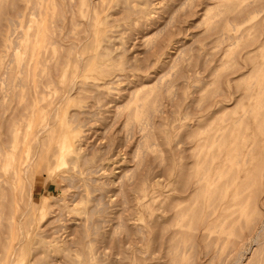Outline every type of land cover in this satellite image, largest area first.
<instances>
[{
  "label": "rangeland",
  "instance_id": "374dc122",
  "mask_svg": "<svg viewBox=\"0 0 264 264\" xmlns=\"http://www.w3.org/2000/svg\"><path fill=\"white\" fill-rule=\"evenodd\" d=\"M11 1L0 0V264H223L225 258V264H231V253L256 247V232L264 224V0H149V16L140 19V15L126 17L123 3L117 0H18L17 10L11 8ZM234 16L244 20L236 21ZM74 114L80 120L72 121ZM75 125L73 149L55 158L54 137L68 134ZM40 128L44 129L40 145L24 136V130L33 135ZM108 141L119 150L110 147L109 152ZM103 147L109 153L104 161ZM78 153L91 157L89 166L81 160L72 162ZM34 154L26 174L23 160ZM186 181L189 190L179 193ZM127 189L132 206L121 192ZM216 193L221 195L218 209ZM94 205L95 222L101 219L96 223L104 222L103 227L81 234ZM124 218L132 239L126 238L127 228L121 225ZM56 227L62 231L55 232ZM155 229L163 238L161 247L153 240ZM112 234L116 239L121 234L123 249L117 250L113 242L110 246ZM260 240L262 245L254 253L249 250L244 264H264V232Z\"/></svg>",
  "mask_w": 264,
  "mask_h": 264
},
{
  "label": "bare ground",
  "instance_id": "6f19581e",
  "mask_svg": "<svg viewBox=\"0 0 264 264\" xmlns=\"http://www.w3.org/2000/svg\"><path fill=\"white\" fill-rule=\"evenodd\" d=\"M54 1V0H53ZM72 1V0H71ZM76 1V0H75ZM92 1L93 0H91V3H92ZM101 1V0H100ZM102 1H104V0H102ZM117 1H119V2H122L123 3V8L127 11V14H126V17H128V18H130V19H133L134 17V15H140V17H139V19L141 18V17H148L149 16V13H150V11H149V7H151V6H149V0H117ZM156 1V0H155ZM159 1V0H158ZM176 1V0H175ZM195 1V0H194ZM12 3H10V4H12L11 5V8H13V9H16L17 10V8L19 7V5H18V0H12L11 1ZM50 3H51V1H49ZM68 2V1H67ZM77 2V1H76ZM85 2H89V0H85ZM160 2V1H159ZM185 2H186V0H185ZM184 1H183V4L185 3ZM220 2H221V0H220ZM41 3V2H40ZM59 3V2H58ZM182 3V2H181ZM39 4V3H38ZM159 4V3H158ZM48 5H49V3H48ZM48 5H47V8H48ZM67 5V4H66ZM101 6H102V4H100ZM161 5V4H160ZM159 5V6H160ZM168 5V4H167ZM195 5V4H194ZM193 5V6H194ZM43 6H44V4H43ZM104 6V5H103ZM119 6V5H118ZM158 6V7H159ZM46 7V6H45ZM91 7V6H90ZM168 7V6H167ZM39 8V7H38ZM104 7H102V9H103ZM153 8V7H152ZM161 8V7H160ZM162 8H164V7H162ZM42 9H44V7L42 8ZM91 9H93L92 7H91ZM95 9V8H94ZM155 9V8H154ZM180 9H181V7H180ZM189 9V8H188ZM187 9V10H188ZM192 9H193V7H192ZM209 9V8H208ZM165 10V9H164ZM175 10H176V7H175ZM178 10V9H177ZM190 10V9H189ZM188 10V11H189ZM206 10V9H205ZM261 10V9H260ZM47 11V13L49 12V10H46ZM92 11V10H91ZM107 11V10H106ZM122 11V10H121ZM13 12V11H12ZM44 12V11H43ZM169 12V11H168ZM184 12V15H185V12L186 13H188L187 11H183ZM195 13H197V12H195ZM213 13H214V11H213ZM9 14V13H8ZM15 14V13H14ZM52 14V13H51ZM119 14V13H118ZM171 14V13H170ZM170 14H169V16H170ZM178 14H180V13H178ZM245 14V13H244ZM45 15H47L46 13H45ZM71 15V14H70ZM115 15V14H114ZM51 16V15H50ZM178 16V15H177ZM177 16H176V19H177ZM10 17H11V15H10ZM59 18H60V16H58ZM90 17V16H89ZM179 17V16H178ZM214 17V16H213ZM40 18V17H39ZM46 19V16L45 17H43V19ZM62 18V17H61ZM172 18H173V14H172ZM88 19V18H87ZM101 18H97L96 20H100ZM129 19V20H130ZM168 19H170L171 20V17L170 18H168ZM175 19V20H176ZM180 19V18H179ZM13 20V19H12ZM11 20V21H12ZM128 20V21H129ZM220 20V19H219ZM234 20H236V21H243L244 20V16H234ZM54 21V20H53ZM107 21V20H106ZM167 21V20H166ZM180 21V20H179ZM223 21V20H222ZM42 22V21H41ZM45 22V21H44ZM46 22H47V19H46ZM45 22V23H46ZM56 22V21H55ZM89 22L91 23V21L89 20ZM146 22V21H145ZM148 22V21H147ZM174 22H176V21H173V23ZM50 23V22H49ZM60 23V22H59ZM85 23V22H84ZM165 23H167V22H165ZM165 23H164V26H165ZM172 23V22H171ZM89 23H87V25H88ZM146 24V23H145ZM222 24V23H221ZM55 25V24H54ZM90 25V24H89ZM151 25V24H150ZM170 25V24H169ZM173 25V24H172ZM174 25H176V24H174ZM44 26H45V24H44ZM71 26V25H70ZM84 26V25H83ZM91 26H92V23H91ZM99 26V25H98ZM133 26V25H132ZM41 27H43V26H41ZM49 27H52V26H50L49 25ZM88 27V26H87ZM162 27H163V25H162ZM166 27V26H165ZM164 27V28H165ZM170 27V26H169ZM169 27H166V28H168L169 29ZM177 27H179V25L177 26ZM90 29V28H89ZM158 29V28H157ZM160 29V28H159ZM162 29V28H161ZM160 29V31H163V30H161ZM174 29V28H173ZM188 29V28H187ZM193 29H194V27H193ZM235 29V28H234ZM167 30V29H166ZM43 31H44V29H43ZM46 31V30H45ZM70 31V30H69ZM133 31V30H132ZM156 31V30H155ZM159 31V32H160ZM165 31V30H164ZM71 32V31H70ZM85 32V31H84ZM34 33V32H33ZM152 33H153V31H152ZM42 35H43V33H41ZM90 34H91V31H90ZM42 35H41V38H42ZM142 35V34H141ZM147 35V34H146ZM198 35V34H197ZM203 35V34H202ZM240 35V34H239ZM75 36V35H74ZM85 36V35H84ZM91 36V35H90ZM94 36V35H93ZM162 36V35H161ZM228 36V35H227ZM233 36V35H232ZM51 37V36H50ZM134 37V36H133ZM138 37V36H137ZM196 37V36H195ZM194 37V38H195ZM235 37V36H234ZM40 38V37H39ZM113 38V37H112ZM54 39V38H53ZM232 39V38H231ZM42 40V39H41ZM48 40V39H47ZM98 40V39H97ZM103 40H104V38H103ZM135 40V39H134ZM141 40H143V39H141ZM146 40V39H145ZM167 40V39H166ZM53 41V40H52ZM57 41V40H56ZM147 41V40H146ZM42 42V41H41ZM83 42H84V40H83ZM155 42V41H154ZM185 42V41H184ZM224 42V41H223ZM37 43H38V41H37ZM49 43V42H48ZM54 43H59V42H54ZM134 43V42H133ZM144 43V42H143ZM174 43V42H173ZM177 43V42H176ZM196 43V42H195ZM39 44H41L40 42H39ZM81 44H82V42H81ZM170 44V43H169ZM230 44V43H229ZM233 44V43H232ZM37 45V44H36ZM42 45V44H41ZM40 45V46H41ZM80 45V44H79ZM79 45H77L78 47H79ZM115 45V44H114ZM146 45V44H145ZM155 45H156V43H155ZM187 45H188V43H187ZM39 46V47H40ZM81 46V45H80ZM154 46V45H153ZM24 47V46H23ZM73 47V46H72ZM150 47V46H149ZM184 47H186V45L184 46ZM183 47V48H184ZM188 47V46H187ZM197 47V46H196ZM132 48V47H131ZM148 48V47H147ZM40 49V48H39ZM51 49V48H50ZM115 49V48H114ZM148 50V49H147ZM183 50V49H182ZM197 50V49H196ZM37 51H38V49H37ZM42 51V50H41ZM78 51V50H77ZM184 51H185V49H184ZM51 52V51H50ZM141 52V51H140ZM161 52V51H160ZM35 53V52H34ZM37 54H38V52H36ZM116 53V52H115ZM182 53V52H181ZM50 54V53H49ZM93 54V53H92ZM140 54V53H139ZM42 55H44L43 53H42ZM79 55H80V53H79ZM111 55V54H110ZM140 55H143L142 54V52H141V54ZM162 55V54H161ZM179 55H181V54H179ZM204 55V54H203ZM35 56H36V54H35ZM45 56V55H44ZM76 56V55H75ZM133 56V55H132ZM144 56H145V54H144ZM157 56V55H156ZM175 56V55H174ZM176 56H178V55H176ZM37 57H38V55H37ZM47 57V56H46ZM53 57V56H52ZM62 57V56H61ZM80 57H82V56H80ZM92 57V56H91ZM97 57V56H96ZM95 57V59H97ZM138 57H139V55H138ZM186 57V56H185ZM189 57V56H188ZM195 57V56H194ZM78 59H79V56L77 57ZM93 58V57H92ZM119 58V57H118ZM145 58V57H144ZM35 59V58H34ZM37 59V58H36ZM81 60L83 59V58H80ZM156 59V58H155ZM176 59V58H175ZM60 60H62V58L60 59ZM80 60V61H81ZM84 60V59H83ZM177 60V59H176ZM175 60V61H176ZM37 61V60H36ZM103 61V60H102ZM174 61V60H173ZM25 62V61H24ZM42 62H44V61H42ZM82 63H83V61H81ZM93 62V61H92ZM113 62V61H112ZM135 62H136V60H135ZM140 62V61H139ZM138 62V63H139ZM145 62V61H144ZM207 62V61H206ZM33 63H34V61H33ZM36 63V62H35ZM38 63V62H37ZM81 63V64H82ZM146 63V62H145ZM192 63V62H191ZM60 64V63H59ZM150 64V63H149ZM151 64H152V62H151ZM174 64V63H173ZM193 64V63H192ZM33 65V64H32ZM83 65V64H82ZM81 65V66H82ZM135 65H137V63H135ZM143 65V64H142ZM102 66V65H101ZM132 66V65H131ZM144 66V65H143ZM146 66V65H145ZM174 66V65H173ZM171 67V66H170ZM59 68V67H58ZM85 68V67H84ZM117 68V67H116ZM147 68H148V66H147ZM149 68H151V67H149ZM35 69V66H34V68H33V70ZM45 69V68H44ZM55 69V68H54ZM162 69V68H161ZM168 69H170V68H168ZM60 70V69H59ZM82 70H83V66H82ZM127 70V69H126ZM129 70V69H128ZM134 70H136V69H134ZM141 70V69H140ZM184 70V69H183ZM204 70V69H203ZM41 71V70H40ZM120 71H122V70H120ZM157 71V70H156ZM165 71V70H164ZM166 71H167V69H166ZM169 71V70H168ZM35 72V71H34ZM34 72H33V74H34ZM48 72V71H47ZM145 72V71H144ZM181 72V71H180ZM191 72V71H190ZM201 72V71H200ZM157 73V72H156ZM216 73V72H215ZM36 74V73H35ZM162 74V73H161ZM32 75V74H31ZM110 75V74H109ZM160 74H158V78H157V80L161 77V75L159 76ZM173 75V74H172ZM193 75V74H192ZM80 76V75H79ZM121 76V75H120ZM164 76V75H163ZM185 76H186V74H185ZM33 77H35V75L33 76ZM128 77V76H127ZM187 77V76H186ZM48 78H50V77H48ZM107 78V77H106ZM34 79V78H33ZM35 79H38V78H35ZM35 79H34V81H35ZM42 79V78H41ZM39 80V81H42V80ZM76 79H77V77H76ZM169 79V78H168ZM172 79H173V77H172ZM109 80H112V79H109ZM122 80V79H121ZM156 80V79H155ZM186 80V79H185ZM73 81V80H72ZM159 81V80H158ZM175 81H177V80H175ZM75 82H76V80H75ZM74 82V83H75ZM148 82V81H147ZM165 82H166V80H165ZM23 83H25V82H23ZM54 83V82H53ZM149 83V82H148ZM153 83V82H152ZM26 84V83H25ZM39 84H40V82H39ZM47 84V86H48V83H46ZM158 84H159V82H158ZM167 84V83H166ZM166 84H164L165 86H167ZM169 84V83H168ZM24 85V84H23ZM28 85V84H27ZM35 85H36V82H35ZM34 85V86H35ZM70 85H73V83H71ZM149 85V84H148ZM26 86V85H25ZM39 86V85H38ZM67 86V85H66ZM69 86V85H68ZM74 86H75V84H74ZM177 87V86H176ZM68 88H70V87H68ZM81 88V87H80ZM170 88V87H169ZM200 88V87H199ZM70 89H72V87L70 88ZM69 89V90H70ZM73 89H74V87H73ZM77 89H79L78 87H77ZM133 89V88H132ZM138 89V88H137ZM137 89H136V91H137ZM177 89V88H176ZM36 90V89H35ZM40 90H42V89H40ZM68 90V89H67ZM81 90V89H80ZM159 90V89H158ZM45 91V90H44ZM48 91V90H47ZM46 91V92H47ZM51 91V90H50ZM135 92V90L133 89L132 90V93H134ZM178 91V90H177ZM37 91H34V93H36ZM62 92V91H61ZM70 92H71V90H70ZM165 92V91H164ZM176 92V91H175ZM194 92V91H193ZM192 92V93H193ZM48 93V92H47ZM166 93V92H165ZM178 93V92H177ZM189 93V92H188ZM223 93V92H222ZM27 94V93H26ZM60 94V93H59ZM135 94V93H134ZM175 94V93H174ZM178 94H180V93H178ZM36 95V98L39 96V94L37 95V93L35 94ZM65 95H67V94H65ZM65 95H64V97H65ZM70 95H71V93H70ZM217 96V95H216ZM43 97V96H42ZM41 97V99H43ZM218 97V96H217ZM229 97H230V95H229ZM0 98H2V97H0ZM226 97H224V98H221L222 100L223 99H225ZM27 100H28V96H27V98H26ZM61 99V98H60ZM158 99H160V98H158ZM173 99H174V97H173ZM230 99V98H229ZM38 100V99H37ZM59 100V99H58ZM64 100H65V98H64ZM68 100V99H67ZM130 100H132V99H130ZM156 100V99H155ZM54 101H56V100H54ZM60 101V100H59ZM183 101V100H182ZM221 101V100H220ZM4 102V101H3ZM41 102V101H40ZM63 102V101H62ZM93 102V101H92ZM114 102V101H113ZM173 102V101H172ZM61 103V102H60ZM59 103V104H60ZM110 103V102H109ZM123 103V105H125V102H122ZM127 103V102H126ZM171 103V102H170ZM2 104H4V103H2ZM114 104V103H113ZM142 104V103H141ZM165 104V103H164ZM172 104V103H171ZM205 104H207V103H205ZM0 105H1V103H0ZM112 105V104H111ZM159 105V104H158ZM173 105V104H172ZM24 106V105H23ZM90 106V105H89ZM92 106V105H91ZM116 106H122L121 104L119 105H116ZM137 106V105H136ZM36 107V106H35ZM57 107H58V105L56 106V110H57ZM101 107H102V105H101ZM203 107V106H202ZM4 108V107H3ZM21 108H22V106H21ZM20 108V109H21ZM187 108V107H186ZM30 109V108H29ZM58 109H59V107H58ZM103 109V108H102ZM111 109H112V106H111ZM124 109V108H123ZM133 109V108H132ZM164 109V108H163ZM188 109V108H187ZM198 109V108H197ZM227 109V108H226ZM65 110V109H64ZM99 110V109H98ZM146 110V109H145ZM151 110V109H150ZM161 110V109H160ZM177 110V109H176ZM175 110V111H176ZM39 111V110H38ZM37 111V112H38ZM102 111V110H101ZM104 111V110H103ZM117 111V110H116ZM119 111H121V110H118V112ZM132 111V110H131ZM153 111H155V110H153ZM152 111V112H153ZM57 111H55V113H56ZM60 112V111H59ZM65 112V111H64ZM91 112V111H90ZM94 112H95V110H94ZM106 112H109V111H106ZM117 112V113H118ZM133 112V111H132ZM223 112V111H222ZM39 113V112H38ZM52 113H54V111H52ZM85 113V112H84ZM83 113V114H84ZM91 113H93V112H91ZM104 113H105V111H104ZM116 113V112H115ZM123 113V112H122ZM150 113V112H149ZM154 113V112H153ZM162 113V112H161ZM32 114H33V112H32ZM40 114V113H39ZM88 114H90V113H88ZM95 114H97V113H94L93 115L95 116ZM106 114V113H105ZM52 115V114H51ZM56 115V114H55ZM58 116L60 115V114H57ZM66 115V114H65ZM100 115V114H99ZM115 115H117V114H115ZM114 115V116H115ZM127 115V114H126ZM34 116H35V114H34ZM54 116V115H53ZM88 116V115H87ZM92 116V115H91ZM91 116H90V119H92L91 118ZM101 116V115H100ZM104 116V115H103ZM118 116V115H117ZM158 116V115H157ZM52 116H50L49 117V120H50V118H51ZM57 117V116H56ZM84 117V116H83ZM89 117V116H88ZM97 117V116H96ZM105 117V116H104ZM121 117H123V116H121ZM121 117H119V118H121ZM126 117V116H125ZM175 117V116H174ZM242 117V116H241ZM240 117V118H241ZM36 118H38V117H36ZM72 121H77V120H80V118H79V115L78 114H74L72 117ZM97 118H99V117H97ZM110 118V117H109ZM118 118V117H117ZM152 119H153V117H151ZM173 118V117H172ZM58 119V118H57ZM60 119V118H59ZM65 119V118H64ZM114 119V118H113ZM146 119V118H145ZM82 120V119H81ZM92 120H99V119H92ZM101 120V119H100ZM103 120H104V118H103ZM115 120V119H114ZM118 119H116L115 120V122L117 121ZM240 120V119H239ZM26 121V120H25ZM24 121V122H25ZM33 121H34V119H33ZM35 121H36V119H35ZM39 120H37V122H38ZM53 121V120H52ZM51 121V122H52ZM58 121V120H57ZM152 121V120H151ZM159 121V120H158ZM36 122V123H37ZM81 121H79V123H80ZM89 122V121H88ZM87 122V120H86V122L85 123H88ZM99 122V121H98ZM112 122V121H111ZM147 122V121H146ZM153 122V121H152ZM159 122H161V121H159ZM33 123V122H32ZM91 123V122H90ZM89 123V124H90ZM102 123H103V121H102ZM144 123V122H143ZM109 124V123H108ZM111 124V123H110ZM109 124V125H110ZM148 124V123H147ZM152 124V123H151ZM160 124V123H159ZM162 124V123H161ZM190 124V123H189ZM195 124V123H194ZM24 125V124H23ZM27 125V124H26ZM47 125V124H46ZM86 125V124H85ZM104 125V124H103ZM102 125V126H103ZM115 125V124H114ZM142 125V124H141ZM42 126H44V125H42ZM48 126V125H47ZM46 126V127H47ZM52 126H54V125H52ZM78 126V125H77ZM77 126L75 125V126H73L72 127V130L70 131L69 130V132H68V130L66 131V132H68V134L67 133H61V132H59L60 134H58L57 136H55L54 137V139L53 140H55V142H57V145H56V149H55V151H54V154H55V158H56V156H62L61 154H63L64 153V155L66 154V152H70L72 149H73V145L75 144V142H76V134L78 133V132H76V129H77ZM125 126V125H124ZM136 126V125H135ZM153 127H154V125H152ZM35 127V126H34ZM41 127V126H40ZM48 127H50V125L48 126ZM59 127V126H58ZM91 127H92V125H91ZM104 127H105V125H104ZM107 127V126H106ZM151 127V126H150ZM18 128V127H17ZM102 128V127H101ZM108 128V127H107ZM112 128V127H111ZM131 128H132V126H131ZM205 128V127H204ZM23 129V128H22ZM32 129V128H31ZM35 129V128H34ZM44 129L46 130L47 128H45V126H44ZM44 129L42 128H40L37 132H35V133H33V135H31V133L28 131V129L25 131L24 130V132H25V135L24 136H28V137H32V139H34V141L36 142V143H39V145H40V142L42 141V137H41V134L43 133V131H44ZM106 129V128H105ZM36 130H37V128H36ZM55 130V128L54 127H51V131L53 132ZM100 130V129H99ZM104 130V129H103ZM123 130V129H122ZM133 130H134V128H133ZM65 131V130H64ZM72 131H75L74 133H72L71 134V132ZM89 131H90V129H89ZM96 131V130H95ZM130 131V130H129ZM20 132H22L21 130H20ZM32 132V131H31ZM103 132H105V130L103 131ZM110 132V130L108 131V133ZM117 132V131H116ZM126 132V131H125ZM132 132L133 131H131V134H132ZM135 132V131H134ZM89 133V132H88ZM18 134V133H17ZM71 134V135H70ZM22 135V134H21ZM84 135H86V134H84ZM96 135V134H95ZM127 135V134H126ZM133 135V134H132ZM146 135V134H145ZM13 136V135H12ZM16 136V135H15ZM18 136H19V134H18ZM73 136V137H72ZM88 136V135H87ZM14 137V136H13ZM13 137H12V140H13ZM20 137V136H19ZM93 137V136H92ZM105 137V136H104ZM109 137V136H108ZM149 137H151V136H149ZM21 138V137H20ZM88 138V137H87ZM98 138V137H97ZM103 138V137H102ZM101 138V139H102ZM106 138V137H105ZM30 139V138H29ZM52 139V138H51ZM89 139H91V138H89ZM108 139V138H107ZM122 139V138H121ZM132 139V138H131ZM27 140V139H26ZM79 140H81V139H79ZM100 140V139H99ZM99 140H97V141H99ZM105 140V139H104ZM114 140V139H113ZM218 140V139H217ZM17 141V140H16ZM24 141H25V138H24ZM92 141V140H91ZM94 141H96V140H94ZM97 141L95 142V143H97ZM110 141V140H109ZM108 141V142H109ZM115 141V140H114ZM113 141V142H114ZM18 142V141H17ZM20 142L22 143V141L20 140ZM26 142V141H25ZM25 142H24V144H25ZM34 142V143H35ZM85 142V141H84ZM100 142V141H99ZM104 142H107V141H104ZM103 142V143H104ZM156 142V141H155ZM120 144L122 143V142H119ZM124 143H126V142H124ZM131 143V142H130ZM257 143V142H256ZM11 144V143H10ZM14 144V143H13ZM12 144V145H13ZM85 144V143H84ZM98 144V143H97ZM96 144V145H97ZM137 144H139V143H137ZM7 145V144H6ZM85 145H89L88 144V142H87V144H85ZM95 145V144H94ZM94 145H92L90 148H94L93 146ZM95 145V146H96ZM98 145H100V144H98ZM106 145V147H108L107 145H109V147H108V150H109V148L111 147L110 146V142H109V144H105ZM104 145V146H105ZM113 145H114V143H113ZM126 145V144H125ZM11 146V145H10ZM136 146H139V145H136ZM28 147V146H27ZM81 147V146H80ZM87 147V146H86ZM102 147V146H101ZM101 147H98L97 146V148L99 149H101ZM114 147H115V145H114ZM113 147V148H114ZM135 147V146H134ZM141 147V146H140ZM24 148H25V146H24ZM41 148H42V146H41ZM89 148V147H88ZM97 148H95V149H97ZM104 148V147H103ZM102 148V149H103ZM112 148V147H111ZM111 148H110V151L109 152H111ZM112 148V149H113ZM115 148H117L118 149V147L116 146ZM81 149V148H80ZM92 149H91V151H92ZM104 149H106V148H104ZM134 149H136V148H134ZM21 150V149H20ZM24 150V149H23ZM25 150H26V148H25ZM82 150V149H81ZM88 150H90V149H88ZM107 150V149H106ZM108 150L107 151H105L106 153H104V156H103V158H101L100 157V159L102 160V159H104L105 158V154L107 155V153H108ZM119 150V149H118ZM145 150V149H144ZM37 151H39V149H37ZM36 151V154L38 153ZM98 151H100V150H98ZM134 151H136V150H134ZM41 152V151H40ZM87 152V151H86ZM93 152V151H92ZM95 152V151H94ZM77 153V152H76ZM83 153H85V151L83 152ZM91 153V152H90ZM102 153V152H101ZM112 153V152H111ZM114 153V152H113ZM118 153V152H117ZM135 153V152H134ZM23 154V153H22ZM21 154V155H22ZM43 154V153H42ZM88 154V153H87ZM91 155V154H90ZM108 155H109V153H108ZM114 155V154H113ZM113 155H112V157H113ZM117 155V154H116ZM37 156V155H36ZM35 154H34V158H30L29 159V157L28 158H25L24 160H23V163H24V166H25V173L29 170V168L31 167V165H32V163L34 162V159H35ZM92 156H93V153H92ZM64 157V156H63ZM63 157H62V160H63ZM21 158H22V156H21ZM65 158V157H64ZM96 158V157H95ZM115 158H116V156H115ZM122 158V157H121ZM157 158H158V156H157ZM57 159H59V157H57ZM99 159V161H101ZM124 159V158H123ZM134 159V158H133ZM154 159V158H153ZM248 159V158H247ZM76 160H81L83 163H85V164H87V163H89L90 161H91V157L89 156V155H86V154H80V153H78L77 154V156L76 157H74L73 158V160H72V162H75ZM96 160V159H95ZM98 160V159H97ZM105 160V159H104ZM104 160H102V161H104ZM113 160V159H112ZM146 160V159H145ZM241 160V159H240ZM58 161V160H57ZM56 160H55V162H57ZM64 162L65 161H67L66 160V158L63 160ZM98 161V162H99ZM115 161V160H114ZM138 161V160H137ZM154 161V160H153ZM182 161V160H181ZM227 161V160H226ZM96 162V161H95ZM113 162V161H112ZM136 162V161H135ZM139 162H140V160H139ZM58 163V162H57ZM56 163V164H57ZM97 163V162H96ZM109 163V162H108ZM144 163H146V162H144ZM148 163V162H147ZM167 163V162H166ZM75 164H78V163H75ZM101 164V163H100ZM157 164H158V162H157ZM88 166L90 165V164H87ZM86 165V166H87ZM91 165H92V162H91ZM93 165H96V164H94L93 163ZM92 165V166H93ZM111 165V164H110ZM138 165H139V163H138ZM146 165V164H145ZM153 165V164H152ZM20 166V165H19ZM102 166V165H101ZM114 166V165H113ZM159 166H160V164H159ZM158 166V167H159ZM85 167V166H84ZM94 167V166H93ZM93 167H91V168H93ZM97 167H99V166H97ZM107 167V166H106ZM131 167H133V166H131ZM137 167V166H136ZM142 167H144V164L142 165ZM141 167V168H142ZM165 167V166H164ZM163 167V168H164ZM87 168V167H86ZM101 168V167H100ZM140 168V169H141ZM150 168V167H149ZM21 169V168H20ZM94 169V168H93ZM97 169V168H96ZM105 169H107V168H105ZM132 169V168H131ZM79 170V169H78ZM100 170V169H99ZM126 170V169H125ZM129 170H130V168H129ZM138 169H136L135 171H137ZM143 170V169H142ZM91 171V170H90ZM101 171V170H100ZM127 171H128V169H127ZM139 171V170H138ZM137 171V172H138ZM146 171V170H145ZM163 171V170H162ZM29 172V171H28ZM93 172V171H92ZM95 172V171H94ZM98 172V171H97ZM105 172V171H104ZM89 173V172H88ZM109 173V172H108ZM148 173V172H147ZM146 173V174H147ZM3 174V173H2ZM21 174V173H20ZM26 174H28V173H26ZM97 174V173H96ZM100 174V173H99ZM107 174V173H106ZM123 174V176H124V173H122ZM126 174V173H125ZM131 174V173H130ZM135 174H136V172H135ZM139 175V174H138ZM157 175V174H156ZM13 176V175H12ZM20 177L22 176V175H19ZM122 176V175H121ZM121 176H119V178L121 177ZM126 176V175H125ZM160 176V175H159ZM158 176V177H159ZM164 176V175H163ZM195 176V175H194ZM27 177V176H26ZM70 176H68V178H69ZM136 177V176H135ZM147 177V176H146ZM156 177V176H155ZM162 177V176H161ZM130 178V177H129ZM138 178V177H137ZM143 178V177H142ZM141 178V179H142ZM202 178V177H201ZM73 179V178H72ZM92 179V178H91ZM97 179V178H96ZM96 179L94 178V179H92V180H95L96 181ZM101 179V178H100ZM114 179V178H113ZM122 179V178H121ZM124 179H125V177H124ZM124 179H122L123 181H124ZM155 179V178H154ZM3 180V179H2ZM74 180V179H73ZM76 180V179H75ZM107 180H109V179H107ZM112 180V179H111ZM118 180V179H117ZM121 180V181H122ZM129 180V179H128ZM127 180V181H128ZM165 180V179H164ZM94 181V182H95ZM110 181V180H109ZM109 181H108V184H109ZM120 181V180H119ZM118 181V182H119ZM122 181V183L124 184V182L126 181V179H125V181L123 182ZM126 181V182H127ZM132 181V180H131ZM193 181V180H192ZM91 182H93V181H91ZM104 182H107V181H104ZM103 182V183H104ZM118 182H116V184L118 183ZM133 182V186L134 187H136L135 185H134V181H132ZM139 182V181H138ZM154 182V181H153ZM121 183V184H122ZM129 183V182H128ZM127 183V184H128ZM19 184V183H18ZM21 184V183H20ZM71 184H72V182H71ZM89 184V183H88ZM100 184H102V183H100ZM112 184V182H110V185ZM131 184V183H130ZM10 185H12L13 186V183L11 182V184ZM91 185V184H90ZM104 185V184H103ZM106 185H107V183H106ZM125 185V184H124ZM132 185V184H131ZM130 185V186H131ZM31 186V185H30ZM78 186V185H77ZM109 186V185H108ZM120 186H123V185H119V188H121ZM80 187V186H79ZM91 187V186H90ZM100 187H102V186H100ZM132 187V186H131ZM93 188H94V190L96 189V187H94L93 186ZM105 188V187H104ZM189 188H190V183L188 182L187 183V181L183 184V186L182 187H180V190L178 189V191H180L179 193H182V194H186L187 193V191L189 190ZM106 189H109V188H106ZM97 190V189H96ZM98 190H100L99 188H98ZM216 190V189H215ZM20 191V190H19ZM30 191V190H29ZM120 190L118 189V192H119ZM133 191H134V189H133ZM16 192V191H15ZM110 192V191H109ZM117 192V191H116ZM121 192H123V195H124V200L127 202V201H129V204H130V206H132L131 204L133 203H130V199H129V190L127 189L126 191L124 190H122ZM132 192V191H131ZM136 192V191H135ZM103 193V192H102ZM134 193V192H133ZM132 193V194H133ZM16 194V193H15ZM77 194V193H76ZM115 194V193H114ZM138 194V193H137ZM103 195V194H102ZM119 195H121L120 193H119ZM135 195V194H134ZM197 195V194H196ZM216 195V204H215V209H218L219 207H220V203H221V201H220V199L221 198H219L221 195H219V193H216L215 194ZM14 196V195H13ZM100 196H101V194H100ZM104 196V195H103ZM16 198H17V196H15ZM31 197H33V196H31ZM75 197V196H74ZM86 197V196H85ZM94 197V196H93ZM108 197V196H107ZM109 197H110V195H109ZM15 198V199H16ZM80 198V197H79ZM78 198V199H79ZM105 198V197H104ZM138 198V197H137ZM259 198H261L260 197V195H259ZM97 199V198H96ZM99 199V198H98ZM97 199V201H99ZM102 199V198H101ZM110 199V198H109ZM111 199H114V197L113 198H111ZM110 199V200H111ZM122 200H123V198H122ZM258 200V199H257ZM17 201V200H16ZM30 201V200H29ZM78 201V200H77ZM81 201V200H80ZM96 201V202H97ZM113 201H115V199L113 200ZM119 201V200H118ZM30 202H32V200L30 201ZM259 202V201H258ZM16 203V202H15ZM105 203V205H107L108 204V202L106 203V201L104 202ZM109 203H110V201H109ZM115 203V202H114ZM119 203H120V201H119ZM122 203H124V201L122 202ZM128 203V202H127ZM182 203V202H181ZM14 204V203H13ZM27 204V203H26ZM97 204H98V202H97ZM125 204V203H124ZM31 206H30V209H31V207H32V204H30ZM42 205V204H41ZM119 205V204H118ZM134 205V204H133ZM43 206V208L42 209H44L45 208V205H42ZM95 206L96 205H94V207L93 208H91L90 209V211H89V215L90 216H88V217H90V221H89V223H88V225L87 226H85V225H83V223H84V221H83V223H82V225L83 226H81V234L83 233V234H89L90 233V228L91 229H94L95 230V232L97 231H99V228H101V227H103L102 226V223H104V222H102V223H100V224H98V223H96L97 222V220L98 221H100L99 219H96V222H95V219H94V212L95 211H97V208L95 209ZM108 206H109V204H108ZM117 206V203H116V205L114 206V207H116ZM122 206H124L123 204H121V206L120 207H122ZM127 206V205H126ZM129 205H128V209H130L131 207H130ZM167 206V205H166ZM169 206V205H168ZM15 207V206H14ZM16 207H17V205H16ZM98 207V206H97ZM109 207H113L112 205H111V203H110V206ZM119 207V206H118ZM176 207V206H175ZM28 208H29V206H28ZM27 208V209H28ZM101 208H103L104 209V206L103 207H101ZM124 208V207H123ZM122 208V209H123ZM126 208V207H125ZM124 208V209H125ZM190 208V207H189ZM37 209V208H36ZM108 209H110V208H105V210H108ZM122 209H120V210H122ZM127 209V210H128ZM136 209V208H135ZM168 209V208H167ZM13 210H17L16 208H14ZM82 210V209H81ZM126 209H125V211H127ZM169 210H171L170 208H169ZM173 210H174V208H173ZM19 211V210H18ZM28 211V210H27ZM99 211V210H98ZM116 211V210H115ZM135 211V210H134ZM172 211V210H171ZM175 211V210H174ZM1 212V211H0ZM22 212V211H21ZM25 212L26 211H24V214H25ZM119 212V214H120V212L121 211H118ZM133 212V211H132ZM170 212V211H169ZM13 213V212H12ZM99 213H101V212H99ZM106 213H108L109 214V211L107 212L106 211ZM110 213H111V211H110ZM122 214L124 213V212H121ZM128 213H129V211H128ZM130 213H131V211H130ZM171 213V212H170ZM211 213V212H210ZM14 214H16V215H18V213H14ZM61 214H62V211H61ZM113 214V213H112ZM116 214V213H115ZM114 214V215H115ZM133 214V213H132ZM13 215V214H12ZM16 215H15V220H16ZM131 215V214H130ZM246 215V214H245ZM43 216V215H42ZM123 216V215H122ZM125 216V215H124ZM123 216V217H124ZM131 216H133V215H131ZM211 216V215H210ZM240 216V215H239ZM41 217V216H40ZM86 217V216H85ZM116 217V216H115ZM118 217V216H117ZM248 217V216H247ZM42 218V217H41ZM69 218V217H68ZM74 218V217H73ZM105 218H107L106 216H105ZM105 218H104V220H105ZM120 218H122V217H120ZM257 218V217H256ZM65 219H67V218H65ZM82 219V218H81ZM88 220H89V218H87ZM114 219H116V218H114ZM181 219V218H180ZM247 219V218H246ZM261 219V218H260ZM52 220V219H51ZM64 220V219H63ZM73 220V219H72ZM107 220V221H106ZM105 221V223H109V221H108V219H106ZM131 220V219H130ZM222 220V219H221ZM238 220V219H237ZM263 220V219H262ZM2 221V220H1ZM67 221H69V220H67ZM119 221H120V219H119ZM208 221V220H207ZM233 221V220H232ZM258 221H259V219H258ZM13 222V221H12ZM11 222V223H12ZM54 222V221H53ZM78 222V221H77ZM15 223V227H16V222H14ZM18 223V222H17ZM20 223V222H19ZM51 223V222H50ZM120 223V222H119ZM118 223V224H119ZM263 223V222H262ZM21 224V223H20ZM81 224V223H80ZM117 223H116V227H117V225H118ZM206 224V223H205ZM255 224H256V221H255ZM110 225V224H109ZM121 225L122 226H124L125 228H127V230L126 231H128V236L126 237V238H128V239H132V237L130 236V235H132L131 234V228H130V225H129V223L127 222V219H123V221L121 222ZM152 225H153V223H152ZM5 226V225H4ZM14 226H13V224H12V227L14 228ZM64 226H66V225H64ZM68 226V225H67ZM151 226V225H150ZM162 226L163 225H161V227L160 228H162ZM205 226V225H204ZM203 226V227H204ZM63 227V226H62ZM107 227V226H106ZM202 227V226H201ZM251 227V226H250ZM256 227V226H255ZM264 227V224H263V226H262V230H259L260 232H258V230H257V235H256V237L254 238V240L256 241V247H253V246H250V247H248V246H246V247H243L242 249H240L239 251H236L235 253H231L232 254V256H233V259H232V261L230 262L231 264H244V260H246L247 258H249V255H246L248 252H249V250L251 249V251H253V253L256 251V249L257 248H259V246L260 245H262V243H263V241L262 240H260V236H262V233L264 232L263 231V228ZM17 228V227H16ZM70 228V227H69ZM68 228V229H69ZM75 228H76V226H75ZM118 228V227H117ZM122 228V227H121ZM32 229V228H31ZM56 229H58L57 227H56ZM60 229V228H59ZM58 229V231H55V232H59V231H62V230H59ZM102 229V228H101ZM113 229H114V227H113ZM119 229V228H118ZM142 229V228H141ZM15 230V229H14ZM21 230V229H20ZM23 230V229H22ZM150 230H151V227H150ZM152 230H153V228H152ZM152 230H151V232H152ZM172 230V229H171ZM13 231V230H12ZM53 231V230H52ZM114 231H115V229H114ZM114 231L112 230V233H114ZM123 231V230H122ZM142 231V230H141ZM140 231V232H141ZM158 231V229H155V231H154V235H153V240L155 241V243H158L159 244V247H161L160 245H162V242H161V239H163V238H161L160 239V236H161V233H159V232H157ZM252 231V230H251ZM253 231H255V230H253ZM252 231V232H253ZM14 232V231H13ZM24 231H22L21 233H23ZM12 233V232H11ZM54 233V232H53ZM64 233V232H63ZM104 233V232H103ZM106 233H108V232H106ZM116 233V232H115ZM125 233V232H124ZM123 232H122V235L124 234ZM147 233V232H146ZM178 233H179V231H178ZM15 234V233H14ZM19 234H20V232H19ZM67 234V233H66ZM75 234V231H73V235ZM126 234V233H125ZM136 234V233H135ZM151 234V233H150ZM244 234H246V232L244 233ZM252 234V233H251ZM255 234V233H254ZM16 235H18V234H16ZM21 235V234H20ZM68 235V234H67ZM70 235H72V234H70ZM77 235V234H76ZM101 235V234H100ZM113 235H115V234H112V235H110V237L108 238V240L110 241L109 242V244L110 243H115V244H117V250L120 248V249H123L124 248V243H123V240H121V237H120V235L118 234V236H119V239H116V238H114V236ZM138 235H139V233H138ZM197 235H198V233H197ZM203 235V234H202ZM253 235V234H252ZM14 236V235H13ZM13 236H12V238H13ZM23 236V235H22ZM21 236V237H22ZM25 236V235H24ZM52 236V235H51ZM63 236V235H62ZM66 236V235H65ZM133 236V235H132ZM146 236V235H145ZM152 236V235H151ZM16 237V236H15ZM84 237H86V236H84ZM138 237V236H137ZM141 237V236H140ZM139 237V238H140ZM150 237V236H149ZM162 237V236H161ZM197 237V236H196ZM23 238V237H22ZM88 238V237H87ZM134 238V237H133ZM138 238V239H139ZM142 238H143V236H142ZM167 238V237H166ZM175 238V237H174ZM203 238V237H202ZM244 238V237H243ZM11 239V238H10ZM56 239V238H55ZM66 239V238H65ZM68 239H69V237H68ZM72 239H73V237H72ZM249 239V238H248ZM53 239H51V240H49L50 242L52 241ZM60 240V239H59ZM70 240V239H69ZM93 240V239H92ZM134 240V239H133ZM197 240V239H196ZM203 240V239H202ZM244 240V239H243ZM242 240V241H243ZM12 241H13V239H12ZM14 241H15V239H14ZM20 241V240H19ZM18 241V242H19ZM25 241V240H24ZM65 241H67V239L65 240ZM86 241V240H85ZM84 241V242H85ZM88 241V240H87ZM94 241V240H93ZM128 241V240H127ZM139 241H141L140 239H139ZM163 241V240H162ZM205 241V240H204ZM242 241H240V242H242ZM21 242H23V240L21 241ZM70 242V241H69ZM202 242V241H201ZM214 242V241H213ZM237 242V241H236ZM240 242H239V244H240ZM11 243V242H10ZM71 243V242H70ZM81 243V242H80ZM91 243V242H90ZM102 243V242H101ZM146 243V242H145ZM215 243V242H214ZM65 244V243H64ZM73 244V243H72ZM104 244V243H103ZM106 244H108V242L106 243ZM109 244L107 245V247L109 246ZM129 244V243H128ZM180 244V243H179ZM244 244V243H243ZM12 245V244H11ZM10 245V246H11ZM45 245V244H44ZM75 245H77V244H75ZM130 245V244H129ZM133 245V244H132ZM131 245V246H132ZM172 245V244H171ZM9 246V247H10ZM16 246H18V244H16L14 247L15 248H17ZM68 246H70V244L68 245ZM73 246V245H72ZM104 246H105V244H104ZM104 246H102V247H104ZM110 246H111V244H110ZM110 246H109V248H110ZM127 246V245H126ZM130 246V247H131ZM214 246V245H213ZM90 247V246H89ZM158 246L156 247V248H159ZM196 247V246H195ZM0 248H1V246H0ZM65 248L66 247H64V250H65ZM68 248H70V247H68ZM67 248V249H68ZM100 248H101V245H100ZM100 248H98V252H99V249ZM155 248V249H156ZM168 248V247H167ZM14 249V248H13ZM140 249V248H139ZM209 249H211V248H209ZM213 249V248H212ZM211 249V250H212ZM1 250V249H0ZM111 250H112V248H111ZM130 250V249H129ZM159 249H157V251H158ZM184 250V249H183ZM14 251H15V249H14ZM103 251V250H102ZM107 251V250H106ZM109 251V250H108ZM157 251H154V252H157ZM220 251V250H219ZM232 251V250H231ZM110 252V251H109ZM118 252V254L120 255V253H119V251H117ZM117 252H116V254H117ZM159 252V251H158ZM157 252V253H158ZM162 252V251H161ZM173 252V251H172ZM199 252V251H198ZM233 252H234V250H233ZM11 253V252H10ZM43 253V252H42ZM108 253V252H107ZM65 254V253H64ZM109 254H111V252L109 253ZM130 254V253H129ZM199 254V253H198ZM230 254V253H229ZM94 255V254H93ZM196 255V254H195ZM194 255V256H195ZM252 255V254H251ZM15 256V255H14ZM110 256V255H109ZM121 256V255H120ZM139 256V255H138ZM156 256V255H155ZM207 256V255H206ZM230 256V255H229ZM12 257V256H11ZM10 257V259L12 260V258ZM58 257V256H57ZM88 257V256H87ZM90 257V256H89ZM168 257V256H167ZM213 257V256H212ZM251 257V256H250ZM7 258H8V256H7ZM14 258V257H13ZM55 258V257H54ZM60 258V257H59ZM66 258V257H65ZM99 258H101V257H99ZM102 258L104 259L105 257L102 255ZM121 258V257H120ZM149 258H150V256H149ZM204 258V257H203ZM224 258V257H223ZM35 259V258H34ZM179 259V258H178ZM197 259V258H196ZM217 259V258H216ZM226 260H227V258H225ZM15 260V259H14ZM54 260V259H53ZM106 260H107V258H106ZM211 260V259H210ZM224 260V259H223ZM226 260H225V263H226ZM5 261V260H4ZM7 261V260H6ZM17 261V260H16ZM87 261H88V259H87ZM114 261V260H113ZM119 261V260H118ZM9 262H13V261H9ZM92 262V261H91ZM107 262V261H106ZM104 263V264H107V263ZM116 262V261H115ZM197 262V261H196ZM113 263V262H112ZM225 263H223V264H225ZM1 264H5V262H2ZM43 264H45L44 262H43ZM109 264V263H108ZM111 264V263H110ZM222 264V263H221Z\"/></svg>",
  "mask_w": 264,
  "mask_h": 264
}]
</instances>
